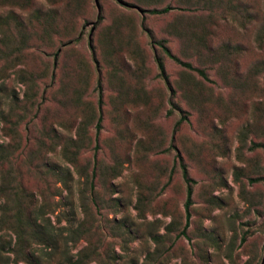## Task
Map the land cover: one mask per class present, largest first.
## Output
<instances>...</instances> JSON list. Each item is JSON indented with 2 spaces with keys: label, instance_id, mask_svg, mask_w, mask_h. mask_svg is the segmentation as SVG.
<instances>
[{
  "label": "rangeland",
  "instance_id": "374dc122",
  "mask_svg": "<svg viewBox=\"0 0 264 264\" xmlns=\"http://www.w3.org/2000/svg\"><path fill=\"white\" fill-rule=\"evenodd\" d=\"M207 1L0 0V145L64 235L84 194L113 264H264V0Z\"/></svg>",
  "mask_w": 264,
  "mask_h": 264
},
{
  "label": "trees",
  "instance_id": "16d2710c",
  "mask_svg": "<svg viewBox=\"0 0 264 264\" xmlns=\"http://www.w3.org/2000/svg\"><path fill=\"white\" fill-rule=\"evenodd\" d=\"M195 1L197 4L203 3L207 10H212L213 3L210 1ZM217 2H220V0H217ZM169 9L170 6H166L161 10L152 9L149 13H165ZM159 47L175 63L192 69L189 64L182 63L171 55L165 46L159 44ZM6 55V49H0V59H3ZM156 65L158 77L166 81L161 59H156ZM198 73L203 76L201 72L198 71ZM10 115V109L7 112H0V122L7 121ZM16 123H13L11 130H13ZM98 128L99 118L95 126L96 133ZM17 149L14 146L2 147L0 145V250L6 249L12 257V264H113L115 261L113 256L107 251L99 250L98 227L97 225L94 227L95 220L82 192L78 194L79 221L66 229L65 235L60 231L61 229L51 226L49 216L54 213L59 201L55 202L50 197L57 196L59 192L55 188L51 192L48 186L44 190L39 189L34 192L24 186L20 179L19 170L12 168V162L18 157ZM75 158L76 153L71 154V161L69 162L71 165L74 164ZM176 159L181 177L185 183V200L183 203L185 223L181 231V234H184L192 204L193 180L188 176L186 166L178 155H176ZM42 167L45 172L41 174L45 179L47 177L55 178L57 182H62L65 189H69L67 176L62 175L63 177H60L56 171L48 168L46 164H43ZM89 187H91L90 181ZM56 223H59L58 216L56 217ZM123 230L127 235L130 234L127 229L123 228ZM3 233L12 237L10 243L3 244L4 241L1 240V234ZM92 238L93 240L96 239L91 241ZM80 241L85 243L84 247L71 255L67 250V244L75 246ZM147 258L149 260L145 264H150L154 255H148Z\"/></svg>",
  "mask_w": 264,
  "mask_h": 264
}]
</instances>
